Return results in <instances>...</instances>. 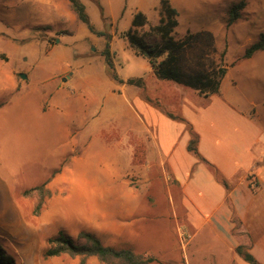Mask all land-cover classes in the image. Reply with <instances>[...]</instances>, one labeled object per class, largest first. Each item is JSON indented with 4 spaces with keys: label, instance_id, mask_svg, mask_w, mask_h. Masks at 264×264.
<instances>
[{
    "label": "rangeland",
    "instance_id": "rangeland-1",
    "mask_svg": "<svg viewBox=\"0 0 264 264\" xmlns=\"http://www.w3.org/2000/svg\"><path fill=\"white\" fill-rule=\"evenodd\" d=\"M60 1L66 5L56 4L60 15L53 25L19 27L7 19L5 0H0V247L14 264H81L78 257H43L47 239L60 231L74 240L80 232L92 233L105 246L130 247L140 254L134 248L146 249L148 244L135 239L132 228L117 236L118 209L130 207L129 222L138 221L152 199L159 198L153 208L161 218L168 211L155 172H143L148 132L134 100L171 113L184 94L160 88L164 81L147 75V62L121 36L136 11L145 14L148 26L155 25L159 0H80L97 30L111 35L116 74L124 80L141 77V88L110 79L101 55L105 39H88L86 26L67 1ZM240 1L245 3L240 19L226 28V11ZM170 4L178 13L176 39L206 30L214 36L217 53L225 51L222 96L258 103L257 111L264 113V51L242 58L264 31V0ZM44 10L49 17L48 8ZM90 69L95 85L89 87L85 71ZM47 90L49 98H40ZM82 93L94 100L86 104ZM139 153L143 160L134 163ZM149 175L150 186L144 179ZM146 223L159 227L161 222ZM85 264L101 263L90 258Z\"/></svg>",
    "mask_w": 264,
    "mask_h": 264
},
{
    "label": "crops",
    "instance_id": "crops-1",
    "mask_svg": "<svg viewBox=\"0 0 264 264\" xmlns=\"http://www.w3.org/2000/svg\"><path fill=\"white\" fill-rule=\"evenodd\" d=\"M60 2L66 5L60 0H5L6 17L19 27L53 25L60 15L56 7ZM86 37L94 39L91 33ZM148 67L147 75L152 74ZM91 72L85 71L89 87L95 85ZM159 86L184 94L171 112L177 111L184 122L138 98L134 103L143 115L142 128L148 132L143 172H155V180L165 189L168 211L161 218L153 208L159 198H154L148 212L129 222L132 210L122 207L118 209L117 236L132 228L135 239L148 244L146 249L134 250L153 255L156 262L151 264H247L236 254L238 246L264 264V113L257 111L258 103L241 104L224 98L220 90L218 95L201 97L173 82H159ZM49 94V90L39 93L44 99ZM100 94L104 97V90ZM82 95L86 104L94 100ZM185 122L196 135L197 152L205 162L188 152L190 134ZM144 179L148 186L152 184V175ZM158 218L159 227L151 224Z\"/></svg>",
    "mask_w": 264,
    "mask_h": 264
},
{
    "label": "trees",
    "instance_id": "trees-1",
    "mask_svg": "<svg viewBox=\"0 0 264 264\" xmlns=\"http://www.w3.org/2000/svg\"><path fill=\"white\" fill-rule=\"evenodd\" d=\"M65 1L77 20L86 26L89 33L105 39L101 55L110 79L117 84L141 88L143 86L141 77L124 80L116 74L110 53L111 35L98 31L94 27L80 0ZM244 7L245 3L240 1L228 8L225 20L226 28L240 19ZM158 15V21L153 26H148L147 18L141 11H136L132 15L130 26L121 35L129 48L134 51L137 57H141L147 62L156 79L173 82L196 92L201 97L218 95L222 80L227 73V67L224 65L225 51L217 53L212 33L206 30L187 32L183 37L176 39L178 13L170 4V0H159ZM45 49L48 50V47L46 46ZM261 51H264V31L258 35L254 43L244 50L242 58L249 59ZM2 106L3 103L0 102V107ZM164 114L171 119L184 122L179 116L169 112ZM186 125L190 134L187 145L188 152L205 162L197 152L196 135L187 123ZM138 157L139 160L134 158V163H140L143 160L142 153H139ZM36 190H41V187H37ZM76 239L68 237L61 231L58 232L55 236L47 239L43 257L51 258L61 255L78 257L81 264H85L90 258H96L101 264H151L156 262L153 256L136 254L130 247L105 246L92 233L80 232ZM235 252L247 264H259L244 246H238ZM0 264H14L13 259L1 247Z\"/></svg>",
    "mask_w": 264,
    "mask_h": 264
},
{
    "label": "water",
    "instance_id": "water-1",
    "mask_svg": "<svg viewBox=\"0 0 264 264\" xmlns=\"http://www.w3.org/2000/svg\"><path fill=\"white\" fill-rule=\"evenodd\" d=\"M17 76H18L20 79H22V80L26 79V75L23 74V73H19V74H17Z\"/></svg>",
    "mask_w": 264,
    "mask_h": 264
}]
</instances>
